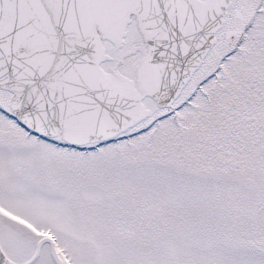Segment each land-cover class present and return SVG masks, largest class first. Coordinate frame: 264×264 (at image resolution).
Returning <instances> with one entry per match:
<instances>
[{
  "label": "snow or ice",
  "instance_id": "snow-or-ice-1",
  "mask_svg": "<svg viewBox=\"0 0 264 264\" xmlns=\"http://www.w3.org/2000/svg\"><path fill=\"white\" fill-rule=\"evenodd\" d=\"M0 264H264V0H0Z\"/></svg>",
  "mask_w": 264,
  "mask_h": 264
}]
</instances>
